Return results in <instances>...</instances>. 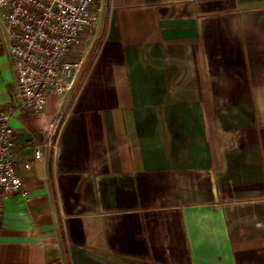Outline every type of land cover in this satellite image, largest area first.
Listing matches in <instances>:
<instances>
[{
    "label": "crops",
    "instance_id": "0c3cea01",
    "mask_svg": "<svg viewBox=\"0 0 264 264\" xmlns=\"http://www.w3.org/2000/svg\"><path fill=\"white\" fill-rule=\"evenodd\" d=\"M104 3L42 115L20 107L0 20L24 183L0 264H264V0Z\"/></svg>",
    "mask_w": 264,
    "mask_h": 264
},
{
    "label": "built area",
    "instance_id": "2783aa9c",
    "mask_svg": "<svg viewBox=\"0 0 264 264\" xmlns=\"http://www.w3.org/2000/svg\"><path fill=\"white\" fill-rule=\"evenodd\" d=\"M97 0H0V20L10 37L9 53L19 91L20 107L33 114L46 111L48 98L73 92L83 68V57L75 53L81 37L93 28ZM66 114L62 111L46 127L56 136ZM16 136L11 113L0 109V230L3 201L24 190L15 156ZM34 146L35 159H41ZM30 168L29 163L25 164Z\"/></svg>",
    "mask_w": 264,
    "mask_h": 264
},
{
    "label": "rangeland",
    "instance_id": "374dc122",
    "mask_svg": "<svg viewBox=\"0 0 264 264\" xmlns=\"http://www.w3.org/2000/svg\"><path fill=\"white\" fill-rule=\"evenodd\" d=\"M104 1H105V0H97L95 6H97L98 4H99V5H101V4L104 5V4H105ZM91 29H92V28H91ZM80 44H82V43H80ZM80 44H79L78 46H81ZM83 69H84V58H83V68H82V71H83ZM82 71H81V72H82Z\"/></svg>",
    "mask_w": 264,
    "mask_h": 264
}]
</instances>
